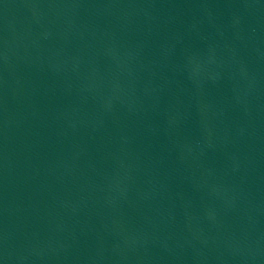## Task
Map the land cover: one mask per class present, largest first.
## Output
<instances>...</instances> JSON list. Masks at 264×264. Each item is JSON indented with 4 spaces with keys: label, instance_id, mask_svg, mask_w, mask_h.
Wrapping results in <instances>:
<instances>
[{
    "label": "water",
    "instance_id": "95a60500",
    "mask_svg": "<svg viewBox=\"0 0 264 264\" xmlns=\"http://www.w3.org/2000/svg\"><path fill=\"white\" fill-rule=\"evenodd\" d=\"M0 264H264V0H0Z\"/></svg>",
    "mask_w": 264,
    "mask_h": 264
}]
</instances>
